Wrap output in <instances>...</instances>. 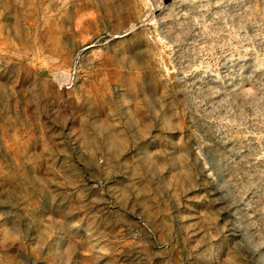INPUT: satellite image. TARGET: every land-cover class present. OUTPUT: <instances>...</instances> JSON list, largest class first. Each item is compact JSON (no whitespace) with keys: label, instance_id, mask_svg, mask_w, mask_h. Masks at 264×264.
Returning <instances> with one entry per match:
<instances>
[{"label":"rangeland","instance_id":"374dc122","mask_svg":"<svg viewBox=\"0 0 264 264\" xmlns=\"http://www.w3.org/2000/svg\"><path fill=\"white\" fill-rule=\"evenodd\" d=\"M0 264H264V0H0Z\"/></svg>","mask_w":264,"mask_h":264}]
</instances>
